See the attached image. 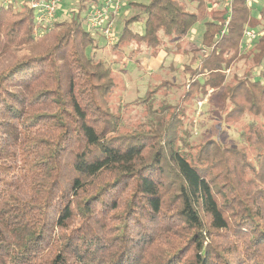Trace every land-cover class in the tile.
Here are the masks:
<instances>
[{
	"label": "trees",
	"instance_id": "16d2710c",
	"mask_svg": "<svg viewBox=\"0 0 264 264\" xmlns=\"http://www.w3.org/2000/svg\"><path fill=\"white\" fill-rule=\"evenodd\" d=\"M186 1L193 11L185 0L133 3L112 44L153 55L203 24L180 101L127 131L80 11L35 35L29 5L0 6V264H264V6L231 0L228 16L223 0ZM245 28L261 34L246 43ZM240 60L246 70L227 83ZM217 88L226 121H261L241 147L209 137L192 149L182 104Z\"/></svg>",
	"mask_w": 264,
	"mask_h": 264
},
{
	"label": "rangeland",
	"instance_id": "374dc122",
	"mask_svg": "<svg viewBox=\"0 0 264 264\" xmlns=\"http://www.w3.org/2000/svg\"><path fill=\"white\" fill-rule=\"evenodd\" d=\"M132 1L147 2V0ZM123 2L124 1L122 0V4ZM185 2L187 3V10L193 11L195 4L187 2L186 0ZM92 5H94V3ZM92 5L81 8L78 0H61L56 16L61 18L70 17L78 10L84 18L82 20V25L85 29H87L85 18L87 11L92 7ZM133 6L134 9L128 8L127 5L125 7L121 5V8L124 7V10L120 8L119 11L112 16L111 21H113V24L111 31V43H107L99 32L95 30L91 31L96 45L93 49L96 51V58L103 60L105 64L110 66L115 75L117 86L111 94L110 106L112 111L119 114V127L122 131L133 130L140 125L146 123L149 124L150 121L154 120L152 118L154 115L158 116L161 114L166 116V111L162 112L159 108L165 103L173 105L180 101L184 87L188 83V76L186 73L182 72V67L189 63L193 55L191 49L199 46L200 36L203 30L202 22L196 23L191 28L194 29V31L189 33L188 40H184L183 43L180 44L179 48H177V51L175 50L178 56L169 55L168 62L165 61L162 67L156 69L152 77L148 78L146 88L151 89L164 80H167L165 86L161 90L156 91L152 97L147 99L141 98L147 89L144 91V85V88L138 87L136 89L137 93L135 94L140 96V98L138 97V101L131 103L134 101V99H132L133 97L130 98V95L122 93V89L125 84L135 80L138 74L146 73L141 59L144 55H147L148 51L144 49L142 53L128 58L129 50L134 47L132 43L119 45L118 48H113L112 44L117 39V36L123 27L124 21L132 15V13L137 14L139 12L136 4ZM261 6H264V0H256L255 3H252L251 10L257 13ZM14 7L18 8L19 5L14 4ZM137 22L139 23L138 29L140 30L141 22ZM135 24L133 25L134 30L136 29ZM187 36L188 35H186V37ZM190 36H193V38H191L193 40H190ZM165 46H169L167 41H165ZM24 51L25 49H19L17 53L18 55H21ZM177 61L180 63H177ZM167 63H169V68ZM246 67L247 63L243 60L237 61L234 65H232V67L225 71L226 82L229 83L235 81V79L240 77L246 70ZM221 89L222 88L212 89L213 91L210 89L208 96L204 98L201 105L198 104L199 101L193 98L188 101H184V104H182V106L186 107V118L184 119L182 126L183 129L189 131L190 134L186 132L183 133V130H180L179 134L185 136V139L189 141L192 149L196 144L209 137L217 138L222 143L227 145L241 147L243 145L240 136L241 131L246 128L249 122L261 121L260 117L250 114H244L241 118L232 120L231 122L226 121L224 117L228 112V107L230 106L220 102L218 95ZM130 94L133 95L134 93L130 92ZM121 98L124 99L123 103L120 102ZM206 99L207 101L205 102ZM117 107H119V110ZM156 109H158V112H155ZM192 151L194 152V150ZM249 156L252 158L253 154L249 152Z\"/></svg>",
	"mask_w": 264,
	"mask_h": 264
},
{
	"label": "built area",
	"instance_id": "2783aa9c",
	"mask_svg": "<svg viewBox=\"0 0 264 264\" xmlns=\"http://www.w3.org/2000/svg\"><path fill=\"white\" fill-rule=\"evenodd\" d=\"M61 0H0V6H7L23 3L29 5L35 13V28L33 33L38 35L44 29H50L51 23L56 19V14L60 6ZM251 8L252 3L256 0H244ZM228 9L227 15H230L231 0H223ZM122 0H99L87 11L86 24L90 31L99 32L107 43L112 40V24L111 18L121 8ZM91 6V5H90ZM80 17L84 19L81 14ZM227 24V20L225 22ZM261 32H256L253 29L245 28L244 39L246 43H251ZM202 101L198 104L201 105Z\"/></svg>",
	"mask_w": 264,
	"mask_h": 264
},
{
	"label": "crops",
	"instance_id": "0c3cea01",
	"mask_svg": "<svg viewBox=\"0 0 264 264\" xmlns=\"http://www.w3.org/2000/svg\"><path fill=\"white\" fill-rule=\"evenodd\" d=\"M123 1L124 2H123L122 5L124 7L127 5V7L128 8H131V9L132 8L134 9V6L133 5H135V4H133V3H147L146 1L145 2H142V1L138 2V1H132V0H123ZM124 3H125V5H124ZM124 7L121 8V9L124 10ZM134 14L132 13V15H134ZM132 15H130V16H132ZM134 24L136 25L135 26V28H136L135 30L133 29V25ZM138 24L139 23L137 21H134L130 26L132 27V29L134 31L141 33L142 30H143V24L141 22V28H140V30L138 29ZM192 31H194V29H191L188 32V34H187L188 36L187 37L184 36V37H182L180 39L167 38L166 41H167V44L169 45L168 47L166 46V47H163V48L159 49L156 54H153L152 55V54H150L148 52L147 55H144V57L141 59V62L143 64V67H145L146 73L138 74L136 76L135 80H132L130 83L125 84V86L122 89V93H125L127 95H130V98L133 97L132 99H134V101L131 102V103H134V102L138 101V97L140 98V96H138L137 94H135V93H137L136 89L138 87H140V88L143 87V85L145 87V88L143 87L144 88V91L147 89L146 88V85L148 84V82H147L148 81V78L152 77V75L156 71V69L162 67V65L164 64L165 61L168 62V58H169L168 56L169 55H174L176 57L178 56V54L176 52L177 51V48H179L180 44L183 43L184 40H188L189 33H191ZM191 38H193V36H190V40H193ZM143 51L144 50H142V52ZM95 56H96V51H95ZM128 58H130V57H128ZM177 63H180V62L177 61ZM167 65H168V68H169L170 67L169 66V63H167ZM130 92H133L134 94L131 95ZM120 102L123 103L124 102V99L121 98Z\"/></svg>",
	"mask_w": 264,
	"mask_h": 264
}]
</instances>
